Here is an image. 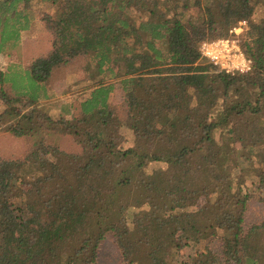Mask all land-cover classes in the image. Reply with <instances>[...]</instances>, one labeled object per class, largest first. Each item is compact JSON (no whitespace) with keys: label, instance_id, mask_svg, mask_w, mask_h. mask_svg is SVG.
I'll list each match as a JSON object with an SVG mask.
<instances>
[{"label":"trees","instance_id":"1","mask_svg":"<svg viewBox=\"0 0 264 264\" xmlns=\"http://www.w3.org/2000/svg\"><path fill=\"white\" fill-rule=\"evenodd\" d=\"M35 1L0 0V54L36 19ZM37 1L58 7L44 18L52 51L25 68L39 91L79 59L91 84L78 115L54 118L41 92L0 74L1 129L66 133L81 148L44 136L23 159L0 155V264H96L109 238L125 264H264V223L245 228L249 177L264 202V0ZM243 21L251 70H219L201 44ZM214 241L218 252L200 247Z\"/></svg>","mask_w":264,"mask_h":264},{"label":"rangeland","instance_id":"2","mask_svg":"<svg viewBox=\"0 0 264 264\" xmlns=\"http://www.w3.org/2000/svg\"><path fill=\"white\" fill-rule=\"evenodd\" d=\"M57 6L50 2L35 1L32 5V12L36 19L31 22L28 30L23 31L21 34V40L17 47L12 48L10 52L0 54V74H9V79L14 80L15 88L18 92L21 90L27 94H36L42 92L39 91L38 83L32 78L29 70L25 69L29 63H32L38 57L46 56L52 51L53 36L47 28V22L44 21L47 15L54 16ZM237 31L231 33L228 39L235 41L241 51L242 36L246 31V26L238 27ZM85 59H79L72 62L69 66L56 70L53 74V78L48 84V98H42L39 102L48 112L54 117L58 118L60 115H66V111L72 110L77 115L79 114V100H82L83 87L90 86L91 72L87 71V62ZM206 60V59H205ZM208 61V60H206ZM209 62V61H208ZM21 66V67H20ZM22 69H20V68ZM219 70H221L218 67ZM12 80V81H13ZM12 82L6 83V88L12 89ZM40 95L44 96L43 93ZM111 107L118 113L123 114L124 111V92L121 85L117 84L114 94L111 97ZM71 119V118H69ZM3 124H0V155L4 159H23L34 148L35 142L41 140L46 136L61 150L68 153H79L81 148L76 142L75 138L69 134L61 132H48L42 130L39 136L31 138L29 136L16 137L10 131L1 129ZM128 138V144L130 142L129 131L125 127L121 130ZM49 133V134H48ZM158 168L160 166H152V168ZM258 183V179L255 176H251L248 179V185L252 190V199H250L246 218L245 228L251 230L254 227H258L264 223V202L259 198L258 192L254 186ZM202 249L209 247L210 249L218 252L221 250L220 243L214 241L212 243L204 242L200 245ZM195 251L192 249L184 250L182 252L189 258L194 255ZM187 261L180 262L184 264ZM96 264H125L120 256L117 246L112 238L105 240L102 243L100 253Z\"/></svg>","mask_w":264,"mask_h":264},{"label":"built area","instance_id":"3","mask_svg":"<svg viewBox=\"0 0 264 264\" xmlns=\"http://www.w3.org/2000/svg\"><path fill=\"white\" fill-rule=\"evenodd\" d=\"M243 26L247 27V22H241L238 27ZM237 29L235 28L231 33ZM200 51L204 59L227 73H247L251 70V62L239 45L228 38L205 41L201 44Z\"/></svg>","mask_w":264,"mask_h":264},{"label":"crops","instance_id":"4","mask_svg":"<svg viewBox=\"0 0 264 264\" xmlns=\"http://www.w3.org/2000/svg\"><path fill=\"white\" fill-rule=\"evenodd\" d=\"M47 92H48V88H47ZM41 93H43L44 96L40 95L41 96V100L39 102L42 101V98H46L45 94H48V93H44V92H41Z\"/></svg>","mask_w":264,"mask_h":264}]
</instances>
